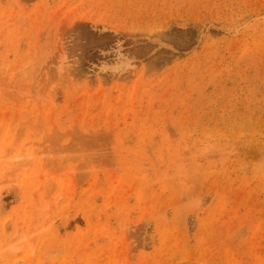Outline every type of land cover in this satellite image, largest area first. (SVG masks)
<instances>
[{
    "label": "rangeland",
    "instance_id": "1",
    "mask_svg": "<svg viewBox=\"0 0 264 264\" xmlns=\"http://www.w3.org/2000/svg\"><path fill=\"white\" fill-rule=\"evenodd\" d=\"M0 264H264V0H0Z\"/></svg>",
    "mask_w": 264,
    "mask_h": 264
}]
</instances>
